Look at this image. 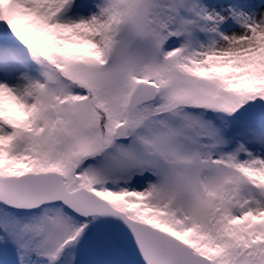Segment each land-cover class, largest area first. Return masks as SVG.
Returning <instances> with one entry per match:
<instances>
[{
  "label": "snow or ice",
  "instance_id": "snow-or-ice-1",
  "mask_svg": "<svg viewBox=\"0 0 264 264\" xmlns=\"http://www.w3.org/2000/svg\"><path fill=\"white\" fill-rule=\"evenodd\" d=\"M0 264H264V0H0Z\"/></svg>",
  "mask_w": 264,
  "mask_h": 264
}]
</instances>
